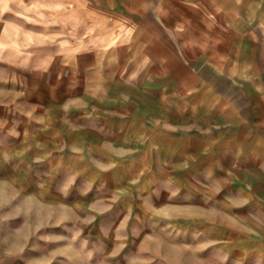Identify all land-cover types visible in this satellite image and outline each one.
Wrapping results in <instances>:
<instances>
[{
  "label": "rangeland",
  "instance_id": "374dc122",
  "mask_svg": "<svg viewBox=\"0 0 264 264\" xmlns=\"http://www.w3.org/2000/svg\"><path fill=\"white\" fill-rule=\"evenodd\" d=\"M263 5L0 0V264H264V129L174 107L249 101Z\"/></svg>",
  "mask_w": 264,
  "mask_h": 264
},
{
  "label": "crops",
  "instance_id": "0c3cea01",
  "mask_svg": "<svg viewBox=\"0 0 264 264\" xmlns=\"http://www.w3.org/2000/svg\"><path fill=\"white\" fill-rule=\"evenodd\" d=\"M259 21H261L264 27V5L260 11ZM244 32L246 34H243L241 37L252 38L251 35H249V32ZM258 33H260L261 37L264 38V29L259 30ZM256 43L257 45L259 44V42ZM246 48L247 47L243 45L242 47L239 46L238 49L232 51V53L238 54V64L236 67L238 70L236 74L238 81L245 84L254 94L248 102H244L246 104L240 106L239 101L225 98L220 95L218 88L216 87H219L222 82L228 79V74L221 71L213 60H201L200 68L202 70L205 69L210 71V81L206 82V86L209 88L197 96L194 104L182 101L179 104L174 105L176 112L180 116L192 115L202 119L218 115L228 121H231V119H237L239 124L243 123L244 125L247 124L249 126H254L256 129H264V89L259 83L260 77L263 74L262 70L264 71V68H259V65L255 62L254 65H251L252 59L247 56L248 51ZM257 48L262 50V53L264 54V46L259 45ZM215 50L216 48L214 45H211L210 50L208 51L214 53ZM200 74L203 76L201 77L202 84V79L204 80L205 73ZM168 95H163V98L166 101H173L174 99H171L172 94ZM251 119H253L254 122H250Z\"/></svg>",
  "mask_w": 264,
  "mask_h": 264
}]
</instances>
